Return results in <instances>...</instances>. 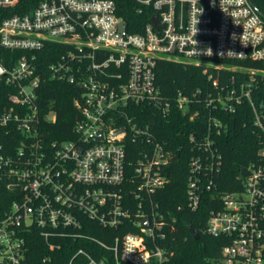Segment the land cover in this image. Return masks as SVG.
<instances>
[{
	"label": "built area",
	"instance_id": "built-area-1",
	"mask_svg": "<svg viewBox=\"0 0 264 264\" xmlns=\"http://www.w3.org/2000/svg\"><path fill=\"white\" fill-rule=\"evenodd\" d=\"M132 1L138 14L149 17L133 24L138 31L128 28L115 0H42L1 20L0 47L21 55L7 64L0 51V85L13 89L9 106L0 111V264L169 261L163 242L173 225L154 197L170 180L175 153L140 114L150 108L164 115L175 108L195 118L200 111L191 110L192 104H203L208 130L196 142L197 135L191 136L189 210H198L203 194L217 189L223 157L211 131H220L223 123L212 108L219 103L231 111L228 103L244 98L254 107L250 84H242L239 93L228 91L226 98L181 92L169 98L156 83L157 63L264 60V16L251 0ZM17 3L0 0V9ZM49 42L64 51L48 66L38 65L37 51ZM45 75L81 91L75 98L81 118L72 138L51 140L42 132V119L55 121V111L49 106L45 112L41 102ZM254 110V124L264 131ZM261 144L239 186L220 194L207 219V233L227 239L217 264H264ZM36 235L45 253L32 262L28 240ZM63 249L72 252L69 258L59 253Z\"/></svg>",
	"mask_w": 264,
	"mask_h": 264
},
{
	"label": "trees",
	"instance_id": "trees-1",
	"mask_svg": "<svg viewBox=\"0 0 264 264\" xmlns=\"http://www.w3.org/2000/svg\"><path fill=\"white\" fill-rule=\"evenodd\" d=\"M40 1L42 0H18L15 6L0 9V22L5 16L30 11ZM115 1L118 5V13L127 21L131 31L140 30L133 26L137 21L149 20V17L136 12L138 6L134 1ZM251 1L264 16V0ZM0 51L7 64L10 58L15 61L21 55L19 51H10L1 47ZM63 51L64 48L59 43H47L37 51L38 65L48 66ZM44 77L41 78L39 88L41 102L45 106V112L49 106L55 111V121L42 119V132L51 140L72 138L75 136V125L81 118L75 105V98L81 91L76 84L49 78L47 75ZM214 80H217V86L213 84ZM156 83L169 98L181 92L187 97L196 94L198 99L205 98L209 93L214 98L220 96L219 94L226 98L228 91L234 89L239 93L242 84L246 86L250 84L251 100L264 124V60L212 58L208 61L196 62L161 58L156 67ZM11 90H13L11 87L0 85V111L9 106L8 95ZM228 104H232L233 110L227 111L219 103L216 104V108H212L213 116L223 123L220 131L216 128L211 131L215 145L220 149L223 157L221 174L216 179L218 187L213 192L203 194L204 199L196 211L187 207L186 185L190 147L193 143L191 136L197 135L194 141L196 142L208 130L205 122L202 121L203 114L206 113L203 104L201 102L192 104L191 110L197 108L200 111L195 118L191 117L189 112L175 108L165 115L154 108L140 112L144 114L145 121L151 124L152 133L175 153L168 168L170 180L154 197L168 214L169 221L173 225L168 229V241L163 242L171 251L170 259L165 264H217L221 249L227 243L225 237H213L207 233V219L211 209L217 207L220 194L236 187V184L239 186V178L245 173L246 167L257 160V152L261 149V142L264 141V131L254 124L257 113L251 101L244 98L240 103L232 100ZM0 142H2L1 138ZM1 197H7V193L1 192ZM190 228L199 232L198 238H195ZM93 233L100 235V232ZM28 244L32 262L45 253L42 247L43 240L39 235L30 238ZM80 245L86 246L83 243ZM86 247L91 249L90 245ZM59 253L66 259L72 254L66 249ZM111 264H115L114 260Z\"/></svg>",
	"mask_w": 264,
	"mask_h": 264
},
{
	"label": "water",
	"instance_id": "water-1",
	"mask_svg": "<svg viewBox=\"0 0 264 264\" xmlns=\"http://www.w3.org/2000/svg\"><path fill=\"white\" fill-rule=\"evenodd\" d=\"M260 13L262 14L261 10H260ZM263 15V14H262ZM155 22H157V19L156 17L153 18ZM122 24H120V27H121V30L124 31L125 30V22H121ZM146 225H147V220H144L143 221ZM191 232L193 233V235L195 236V238H198L199 237V232H197L195 229L193 228H190Z\"/></svg>",
	"mask_w": 264,
	"mask_h": 264
},
{
	"label": "rangeland",
	"instance_id": "rangeland-1",
	"mask_svg": "<svg viewBox=\"0 0 264 264\" xmlns=\"http://www.w3.org/2000/svg\"><path fill=\"white\" fill-rule=\"evenodd\" d=\"M205 61H208V60H205Z\"/></svg>",
	"mask_w": 264,
	"mask_h": 264
}]
</instances>
